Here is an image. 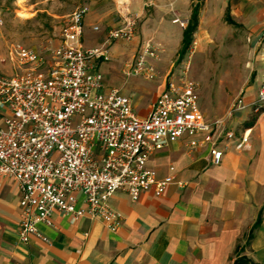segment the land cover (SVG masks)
<instances>
[{
	"label": "crops",
	"instance_id": "1",
	"mask_svg": "<svg viewBox=\"0 0 264 264\" xmlns=\"http://www.w3.org/2000/svg\"><path fill=\"white\" fill-rule=\"evenodd\" d=\"M169 6L178 17L175 3ZM104 13L97 21L88 13L83 34L94 32L96 22L102 28L111 25L108 13ZM225 18L244 32L233 60L236 69L242 70L229 83L215 85L206 97L197 89L204 119H221L223 127L215 126L209 134H202L200 138L209 136V141H203L200 148H190L183 136L152 153L147 167L156 179L171 178L163 193L156 196L149 190L132 202L127 193L115 192L108 205L123 218L115 232L99 218L86 215L72 221L54 211L52 225L37 224L45 240L31 236L22 243L17 235L19 191L13 179L0 177V264H233L237 256L245 257L249 264H264V111L255 114L248 107L228 114L237 97L245 105L255 101L264 83V0H227ZM202 23L201 15L199 29ZM137 32L138 27L130 44L113 43L110 60L97 62L95 70L108 87L129 97L135 113L143 118L167 83L177 84L181 78H168L173 67L168 56L149 60L159 78L126 75L143 43L160 45L143 40L135 47ZM89 36L82 47H94L102 41L100 35ZM161 42L167 48L175 47V61L182 59L183 30L174 40L165 36ZM11 70L4 74L11 75ZM6 113L0 108V123ZM225 131H233L235 138L226 140ZM243 134L248 136L247 144L236 150L234 145ZM212 147L223 153L219 165L211 163ZM78 206H85L82 199ZM258 219L259 226L249 239Z\"/></svg>",
	"mask_w": 264,
	"mask_h": 264
},
{
	"label": "built area",
	"instance_id": "2",
	"mask_svg": "<svg viewBox=\"0 0 264 264\" xmlns=\"http://www.w3.org/2000/svg\"><path fill=\"white\" fill-rule=\"evenodd\" d=\"M88 13V6L75 7L60 28L59 44L42 53L11 45L4 61L13 73L0 72V108L7 112L0 123V177L13 179L18 188L17 235L22 243L31 236L42 238L37 224L52 225L54 211L72 221L86 215L99 218L117 231L123 218L108 205L115 192L123 191L136 202L149 190L160 196L171 182L170 177L157 180L147 167L154 151L183 136L190 148H200L209 141L202 134L223 127L221 119H204L198 85L186 78L177 84L169 81L148 115L137 116L131 99L108 87L95 65L110 60L113 43L132 41L139 16H126L99 45L84 48ZM172 23L184 30L188 21L175 18ZM162 52L150 41L143 43L126 75L157 77L149 60H158ZM248 107L255 114L264 111V83L255 101L245 105L237 97L228 114ZM224 137L233 140L235 134L225 131ZM247 139L243 134L235 149H243ZM210 155L211 163L219 165L222 151L212 147ZM81 199L84 207L78 206Z\"/></svg>",
	"mask_w": 264,
	"mask_h": 264
},
{
	"label": "rangeland",
	"instance_id": "3",
	"mask_svg": "<svg viewBox=\"0 0 264 264\" xmlns=\"http://www.w3.org/2000/svg\"><path fill=\"white\" fill-rule=\"evenodd\" d=\"M197 2L200 3L202 27L199 29L197 26L188 51L181 60L175 61V47L167 48L161 39L168 36L174 40L179 35L183 29L173 24V19L185 20L183 18L187 17L185 21H189L191 7ZM226 2L227 0H0V72L7 73L8 69L12 71L11 65L4 61L11 45L19 44L41 53L46 47L57 46L60 28L66 16L75 7L85 5L89 7V13L95 19L93 21H97L106 12L111 25H103L102 28V24L96 22L98 30L84 32L82 44L87 45L90 34L100 35L103 41L107 32L117 27L126 16L138 15L139 25L135 37L138 42L135 41V47L143 40L160 44L158 46L163 52L159 59L168 56V61L173 62L168 78H186L197 83L199 93L206 97L213 93L215 85L220 82L229 83L236 72L242 70L236 69L233 60L239 51V40L244 32L241 27L226 22ZM170 3H175L174 9L176 8L178 17L170 12ZM156 72L159 78L160 73ZM75 123L74 120L72 125Z\"/></svg>",
	"mask_w": 264,
	"mask_h": 264
},
{
	"label": "trees",
	"instance_id": "4",
	"mask_svg": "<svg viewBox=\"0 0 264 264\" xmlns=\"http://www.w3.org/2000/svg\"><path fill=\"white\" fill-rule=\"evenodd\" d=\"M199 12H200V3L197 2L192 6L190 19L188 21L186 28L183 30V44H182V48L180 51L181 58L188 51L192 43L193 35L196 32V29L198 26ZM227 21L230 24H234L231 21V19H229L228 17H227ZM259 223H260V219H258L257 222L253 225L249 233V239L253 237V231L259 226ZM233 264H249V261L245 257L237 256L235 257Z\"/></svg>",
	"mask_w": 264,
	"mask_h": 264
}]
</instances>
